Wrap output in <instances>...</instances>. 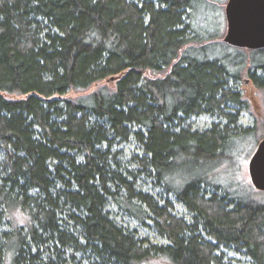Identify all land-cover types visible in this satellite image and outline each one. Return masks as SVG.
Segmentation results:
<instances>
[{
    "label": "trees",
    "instance_id": "1",
    "mask_svg": "<svg viewBox=\"0 0 264 264\" xmlns=\"http://www.w3.org/2000/svg\"><path fill=\"white\" fill-rule=\"evenodd\" d=\"M217 2L0 0V264H225L220 247L264 264V192L224 174L264 138V48L221 39L198 14ZM202 115L207 130L185 126ZM131 140L191 222L119 170L112 150ZM112 201L169 244L119 226Z\"/></svg>",
    "mask_w": 264,
    "mask_h": 264
},
{
    "label": "rangeland",
    "instance_id": "2",
    "mask_svg": "<svg viewBox=\"0 0 264 264\" xmlns=\"http://www.w3.org/2000/svg\"><path fill=\"white\" fill-rule=\"evenodd\" d=\"M226 1L227 0H218L216 4V10H213L212 8L203 5H200L198 9V14L205 16L207 15V18L211 20L209 23L213 28L221 29V31L223 32L221 39L223 40L227 34V20L225 16V9L227 5ZM219 4L222 5L223 9L222 7H219ZM215 18H217L218 21L216 23L213 20ZM219 23L220 25L218 26L217 24ZM249 86L250 84L245 87L243 86L245 88L244 90L246 91V95L248 97H251L254 102L258 105V107H261L262 104L260 102L256 90L253 87ZM78 95L79 94L72 93L70 96ZM252 110L256 112L253 105H251V111L240 110L241 112L239 116V121L244 128H251L255 124L256 117L253 114L254 112L252 113ZM214 121V118H211L208 115H202L188 120L185 126H189L195 131H205L211 127ZM258 145L259 143L251 145L249 141L244 142V150L241 153V156H239L238 164L235 166V170L233 171L231 168H229V172L224 173L225 175L228 174L230 175V177H233L232 182L236 183L235 186H237L238 188L247 187L249 184L252 183L249 174V163ZM112 152L114 154L116 152L115 161L119 164V170L125 176L128 177L129 181L134 183L133 187L135 191L149 194L153 198L155 203L160 207H167V201H169L171 204V207H169V209L172 211V213H174V215L181 219H185L187 222L192 221L193 215H191L188 210L178 202L174 195L168 193L166 187L158 182V179H156L155 174H152L149 170L141 166L140 161L144 157V152L142 150L141 145L131 140L130 142L120 143L116 146V148L112 150ZM112 191L118 192V196L120 198H125L127 196V192L121 190V187H117ZM108 211L113 221H115L119 226L123 227L126 231L133 233L142 243L144 242L146 245L159 246L169 244L166 239L159 235L152 221L147 220L145 224L140 223L134 217H131L126 212L122 211L113 201L109 203ZM150 215L151 217H154L152 213H150ZM63 225L65 227L67 226V228H69L71 231V223ZM10 229V224L5 219L3 221V224L0 225V232L9 231ZM72 231L75 233L74 229H72ZM75 234L78 235L79 233ZM47 245L49 246L50 244L48 243ZM220 251L225 256V264H253L252 261L246 255H244L243 253L236 252L234 248L227 249L224 247H220ZM69 254L70 253H68V255ZM68 255L66 254L65 258H69ZM85 258L87 260L83 258L82 254H76V261L73 264H92V262H95L88 255Z\"/></svg>",
    "mask_w": 264,
    "mask_h": 264
},
{
    "label": "water",
    "instance_id": "3",
    "mask_svg": "<svg viewBox=\"0 0 264 264\" xmlns=\"http://www.w3.org/2000/svg\"><path fill=\"white\" fill-rule=\"evenodd\" d=\"M224 41L237 48H264V0H228ZM252 185L264 192V138L249 163Z\"/></svg>",
    "mask_w": 264,
    "mask_h": 264
}]
</instances>
